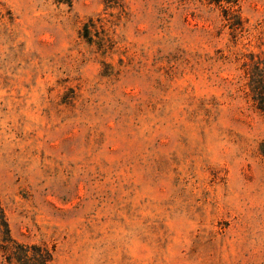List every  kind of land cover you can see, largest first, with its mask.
Here are the masks:
<instances>
[{
	"label": "rangeland",
	"instance_id": "rangeland-1",
	"mask_svg": "<svg viewBox=\"0 0 264 264\" xmlns=\"http://www.w3.org/2000/svg\"><path fill=\"white\" fill-rule=\"evenodd\" d=\"M264 0H0V264H264Z\"/></svg>",
	"mask_w": 264,
	"mask_h": 264
},
{
	"label": "trees",
	"instance_id": "trees-1",
	"mask_svg": "<svg viewBox=\"0 0 264 264\" xmlns=\"http://www.w3.org/2000/svg\"><path fill=\"white\" fill-rule=\"evenodd\" d=\"M260 94L263 96L264 95V93H262V92H260ZM264 100H262V102H263ZM264 103V102H263ZM260 108H262V109H264V104H262V106L260 107Z\"/></svg>",
	"mask_w": 264,
	"mask_h": 264
}]
</instances>
